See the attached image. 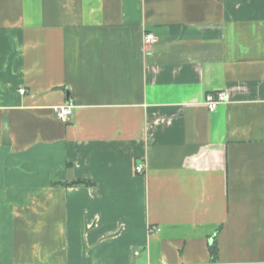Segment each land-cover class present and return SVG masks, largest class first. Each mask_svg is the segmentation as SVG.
Returning a JSON list of instances; mask_svg holds the SVG:
<instances>
[{"label":"crops","instance_id":"obj_1","mask_svg":"<svg viewBox=\"0 0 264 264\" xmlns=\"http://www.w3.org/2000/svg\"><path fill=\"white\" fill-rule=\"evenodd\" d=\"M0 264H264V0H0Z\"/></svg>","mask_w":264,"mask_h":264},{"label":"built area","instance_id":"obj_2","mask_svg":"<svg viewBox=\"0 0 264 264\" xmlns=\"http://www.w3.org/2000/svg\"><path fill=\"white\" fill-rule=\"evenodd\" d=\"M156 40L155 36L152 33H147L144 36V42L147 44L153 43ZM20 93H24L25 89L20 88L18 90ZM227 101L226 92L223 90L209 91L204 95L203 103L205 107L212 111L215 110L220 104H223ZM54 113L56 117L62 120H66L72 114V106L69 104L58 106L54 108ZM134 171L136 173H142L144 171V164L138 163L134 165ZM150 232H153L154 229L150 228Z\"/></svg>","mask_w":264,"mask_h":264},{"label":"trees","instance_id":"obj_3","mask_svg":"<svg viewBox=\"0 0 264 264\" xmlns=\"http://www.w3.org/2000/svg\"><path fill=\"white\" fill-rule=\"evenodd\" d=\"M55 185H63V186H93L94 183L92 181H90L89 179L86 178H76L73 179L71 181H65V182H61L58 181L55 183ZM209 252H210V261L211 263H215L217 260V246H216V242L213 241V243H211L209 245Z\"/></svg>","mask_w":264,"mask_h":264},{"label":"water","instance_id":"obj_4","mask_svg":"<svg viewBox=\"0 0 264 264\" xmlns=\"http://www.w3.org/2000/svg\"><path fill=\"white\" fill-rule=\"evenodd\" d=\"M211 242V241H210Z\"/></svg>","mask_w":264,"mask_h":264}]
</instances>
